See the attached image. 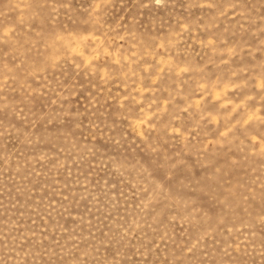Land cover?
Returning <instances> with one entry per match:
<instances>
[{
    "label": "rangeland",
    "instance_id": "obj_1",
    "mask_svg": "<svg viewBox=\"0 0 264 264\" xmlns=\"http://www.w3.org/2000/svg\"><path fill=\"white\" fill-rule=\"evenodd\" d=\"M0 264H264V0H0Z\"/></svg>",
    "mask_w": 264,
    "mask_h": 264
}]
</instances>
